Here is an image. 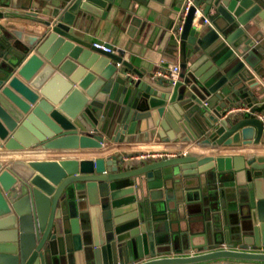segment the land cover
<instances>
[{"label":"water","instance_id":"obj_1","mask_svg":"<svg viewBox=\"0 0 264 264\" xmlns=\"http://www.w3.org/2000/svg\"><path fill=\"white\" fill-rule=\"evenodd\" d=\"M179 1H0V150L78 155L136 130L147 141L264 144V0H194L174 83L83 38L85 24L113 15L131 39L161 37V51ZM199 173L202 242L176 249L188 215L177 177ZM0 264H264V155L0 162Z\"/></svg>","mask_w":264,"mask_h":264},{"label":"crops","instance_id":"obj_2","mask_svg":"<svg viewBox=\"0 0 264 264\" xmlns=\"http://www.w3.org/2000/svg\"><path fill=\"white\" fill-rule=\"evenodd\" d=\"M3 3L8 0H0ZM12 2V0H9ZM179 3V0H173ZM175 11L171 15L174 19L177 15ZM177 17V16H176ZM127 22L122 18H117L109 15L105 19L95 18L90 24H85V32H83L84 40L88 41L91 45L94 42H102L114 48L112 55L122 56L125 61H128L134 69L145 71L150 75L157 70L166 69L170 64L178 63L180 66L184 60L180 55V43L177 37L172 33L168 44H166L160 51L161 37L153 42L151 38H144L143 33L135 34L134 38H129L127 35ZM263 52V49H262ZM261 70L264 72V59L261 60ZM264 79V78H263ZM136 137V138H134ZM40 150V149H39ZM30 150V151H6L0 150V162L10 160L26 161L30 159H59V158H84L90 159L94 157L106 156H127L129 159H142L148 154H160L163 157H171L176 154H191L198 157L206 156H251V155H264V144L259 145H237V146H217L212 147L210 144H202L199 142L183 141L177 138L173 141L163 142L153 139L147 141L145 134L137 132L128 141L110 143L108 146L103 147L102 150H83L78 155L71 152V155L61 156L47 151ZM18 153V154H17ZM70 153V152H69ZM155 157L154 159H156ZM176 186L178 188L177 195L184 197L186 203L184 208H187L186 221L183 222L182 228L185 234L175 243L176 249H188L190 240L193 243L202 242L201 233H203V218L201 211L205 213L208 208L204 203H208L207 196V174L199 173L189 177L179 176ZM226 191L224 192L223 203L221 208L231 210L238 197L237 187L229 182L224 183ZM224 190V188H223ZM171 192V190H169ZM229 205V208L227 207ZM184 213V209L182 211ZM233 220V219H232ZM164 249H169L170 245H163ZM195 251L194 249L191 250ZM172 254L176 253L171 251Z\"/></svg>","mask_w":264,"mask_h":264},{"label":"built area","instance_id":"obj_3","mask_svg":"<svg viewBox=\"0 0 264 264\" xmlns=\"http://www.w3.org/2000/svg\"><path fill=\"white\" fill-rule=\"evenodd\" d=\"M193 4H194V0H181L180 8L178 9V13H177V18L172 29V33L176 37L181 33L187 13L189 9L193 6ZM201 15L202 14L200 8H196L195 18H194L195 24L198 18L201 17ZM203 22L204 23L208 22L206 17H204ZM91 46L94 51L99 52L101 54H110L114 52V48L112 46L102 42H94L92 43ZM179 72H180V65L178 63H175V64H170L166 69L155 71L152 77L164 78L170 81L171 83H174L178 78ZM122 157L124 160L129 159L127 156H122ZM155 157L159 158L162 157V155L148 154L145 158L150 159Z\"/></svg>","mask_w":264,"mask_h":264},{"label":"rangeland","instance_id":"obj_4","mask_svg":"<svg viewBox=\"0 0 264 264\" xmlns=\"http://www.w3.org/2000/svg\"><path fill=\"white\" fill-rule=\"evenodd\" d=\"M187 44L184 41L180 42V55L183 57L186 51Z\"/></svg>","mask_w":264,"mask_h":264},{"label":"bare ground","instance_id":"obj_5","mask_svg":"<svg viewBox=\"0 0 264 264\" xmlns=\"http://www.w3.org/2000/svg\"><path fill=\"white\" fill-rule=\"evenodd\" d=\"M18 154V153H17Z\"/></svg>","mask_w":264,"mask_h":264}]
</instances>
